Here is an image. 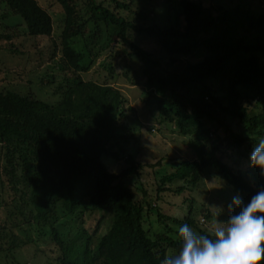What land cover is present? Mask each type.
<instances>
[{
	"label": "trees",
	"instance_id": "16d2710c",
	"mask_svg": "<svg viewBox=\"0 0 264 264\" xmlns=\"http://www.w3.org/2000/svg\"><path fill=\"white\" fill-rule=\"evenodd\" d=\"M53 1L63 25L53 52L54 58L60 51L65 75L60 100L52 105L0 91V212L9 219L0 224L4 250L14 257L25 241L11 229L27 224L36 233L33 243L49 248V264H160L167 249L178 250L180 225L210 234L191 201L184 220L164 216L176 228L163 223L168 232L150 237L145 213L162 194L182 193L211 169L245 203L264 188V175L249 162V148L264 137V12L242 0L228 8L204 0ZM159 10H169V24L155 23ZM18 20L27 37H52L53 18L37 0H0V29L4 21L17 28L14 36L0 32V41L17 36ZM110 48L109 77L120 64L125 84L156 88L144 103L156 110L158 123L173 124L189 139L192 159L161 178L155 173L154 194L145 167L122 146L129 142L120 133L126 95L108 76H83ZM107 159L128 167L111 173ZM133 180L140 181L141 200ZM96 213L112 214L100 237L85 228L86 216Z\"/></svg>",
	"mask_w": 264,
	"mask_h": 264
},
{
	"label": "rangeland",
	"instance_id": "374dc122",
	"mask_svg": "<svg viewBox=\"0 0 264 264\" xmlns=\"http://www.w3.org/2000/svg\"><path fill=\"white\" fill-rule=\"evenodd\" d=\"M39 4L49 12L54 21L53 34L51 38H31L27 37L24 31V25L18 21L19 33L11 40L0 41V91H14L22 95L34 96L37 99L55 105L60 96L57 90L61 85L65 75L62 71L61 54L58 50L53 58L55 44L58 46L59 36L62 31L61 8L55 5L53 0H37ZM238 0H214L205 1L207 6L231 7ZM243 4H249L251 8L259 12H264V0H242ZM261 8V9H260ZM14 19H20L19 17ZM155 23H170L171 17L169 10H159L158 14L152 15ZM21 20V19H20ZM8 21L2 23L0 32L3 34L13 35V30ZM55 41V42H54ZM114 45H112V48ZM112 48L108 49L104 55L97 59L89 73L83 75L85 79L98 80L110 75L109 57ZM120 62V58H117ZM196 61V59H194ZM106 65V69L102 67ZM115 69V78L112 80L113 85L118 87L127 97L125 110L127 118L121 121L122 128L120 133L128 138V145H122L127 154H133L137 163L145 167L146 180L151 184L148 188L151 194L155 193L156 184L154 179L161 178V174L175 172L179 164L183 161H190L192 154L188 147L189 139L182 136L173 124L158 123L155 120L156 110H151L144 103L147 95L156 88L148 87H131L125 84L122 78L123 72L120 64ZM138 68L128 71L133 74ZM126 70L129 68L126 67ZM118 76V77H117ZM212 126V125H211ZM214 129L215 127L212 126ZM240 128V127H239ZM251 151L252 148H249ZM236 158V153L232 154ZM234 159L227 160L233 164ZM109 172L120 174L128 165L123 159L120 161H105ZM1 164V163H0ZM246 168V165L240 166ZM162 171V172H161ZM140 183V181H139ZM135 181L129 182L131 188L135 191L138 200L142 199L141 192L135 189ZM178 182L175 186L182 185ZM0 191V198L2 197ZM237 195L231 187L222 181L215 170H208L202 174L201 181L193 186H186L180 194L164 193L158 203H152L150 211L145 213V228L149 230L150 237L155 234L167 233L165 226L176 228V225L169 219L184 220L188 214L191 201L194 204V216L200 221V224L209 233L219 221H226L230 214L228 208L231 198ZM7 198V197H6ZM209 214V218L204 216ZM167 217L169 219L164 218ZM160 217L164 219L161 221ZM8 213L2 210L0 212V224L7 225ZM112 223V214L96 213L86 216L85 228L93 233L94 236L100 237L108 230ZM8 226V225H7ZM22 228L11 229L17 236H20L25 243L20 246L13 255L7 253L4 249L7 241L0 237V264H49V248L44 247L43 251L39 248L42 243L36 244V233L28 225L23 224ZM96 237V238H97ZM8 240V239H6ZM40 246V247H39ZM174 251L167 249L166 255Z\"/></svg>",
	"mask_w": 264,
	"mask_h": 264
},
{
	"label": "clouds",
	"instance_id": "9594fccd",
	"mask_svg": "<svg viewBox=\"0 0 264 264\" xmlns=\"http://www.w3.org/2000/svg\"><path fill=\"white\" fill-rule=\"evenodd\" d=\"M250 165L264 175V137L252 147ZM230 214L210 234L194 231L187 223L178 227L180 246L160 264H262L264 261V188L245 203L231 198Z\"/></svg>",
	"mask_w": 264,
	"mask_h": 264
}]
</instances>
